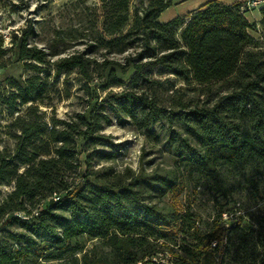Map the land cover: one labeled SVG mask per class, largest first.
<instances>
[{"label": "trees", "instance_id": "1", "mask_svg": "<svg viewBox=\"0 0 264 264\" xmlns=\"http://www.w3.org/2000/svg\"><path fill=\"white\" fill-rule=\"evenodd\" d=\"M99 2V26L91 22L95 35L81 51L52 60L31 42V23L11 36L6 51L25 75L0 81V108L10 117L0 131L11 141L0 146V186H10L0 188V264H264V212L256 229L238 207L218 208L200 225L177 203L190 188L195 196L199 182L223 194L229 174L247 184L264 177V7L256 27L241 3L211 0L162 23L172 0H148L132 13L129 0ZM66 34L57 29L54 40ZM110 53L126 54L120 62ZM146 68L194 86L163 96ZM129 70L125 88L99 98L90 87H119L117 71ZM71 74L84 82L86 106L59 118L56 105L69 92L57 78ZM113 121L161 143L172 163L92 169V160L121 153L104 133Z\"/></svg>", "mask_w": 264, "mask_h": 264}, {"label": "rangeland", "instance_id": "2", "mask_svg": "<svg viewBox=\"0 0 264 264\" xmlns=\"http://www.w3.org/2000/svg\"><path fill=\"white\" fill-rule=\"evenodd\" d=\"M148 0H129L130 12L135 8H141L146 5ZM101 12L99 0H0V48L5 52L0 55V81L7 78H16L24 76L21 63L13 56L12 52L6 51L10 47V39L14 33L20 32L28 24H33L35 36L32 43L44 48L50 58H55L70 54L74 51H81L89 40L93 39L95 31L92 30L91 22H96L99 26V14ZM62 29L67 32L65 40L56 42L54 40V31ZM68 32H71L68 34ZM258 37L257 33H253ZM177 38L179 36L177 35ZM131 52L129 49L126 53ZM104 49L97 51L96 57L101 59ZM125 53V54H126ZM125 54H108V58H114L123 62ZM148 75L162 82L159 92L165 94L166 90L176 88L191 89L194 85L186 86L182 81L169 74L160 73L159 68L148 70ZM49 71V68H48ZM118 77L123 83L116 88L102 90L100 81H95L90 85L95 89L99 98H102L109 90H120L125 88L134 75L132 70L122 75L117 71ZM58 79L62 89L69 92V96H63L61 102L56 105L55 114L59 118H65L76 111L84 110L86 106L87 95L83 86L82 79L77 74L70 76H60ZM63 92V91H62ZM65 95V93H63ZM188 97L197 98V92H188ZM202 98V97H201ZM49 113V111H48ZM10 117L8 113L0 108V120L4 124ZM163 133L159 127L156 128ZM104 133L112 136L114 143L119 144L121 153L114 162L106 163L99 159L91 162L92 169H98L100 166L112 165L116 170H122L124 167H130L136 170L140 162L152 160L153 165L169 166L172 163L170 154L161 143H153L146 140L143 134L136 131L132 125L119 126L114 121L104 128ZM163 138V137H162ZM11 145V141L6 138L3 131H0V146ZM142 153L145 155L143 158ZM83 158V155H81ZM85 166L82 167L84 171ZM233 175L225 177L223 194L218 193L210 182H199L196 195L183 194L178 199V204H188V206L199 216L200 225L210 222L218 208L226 210L238 207L244 214L245 223L253 229L257 228L254 224L256 216L264 212V177H256L254 183L247 184L237 181ZM3 191L10 189V186H0ZM98 241H88L86 248ZM176 249V247H174ZM68 261L46 263L39 261V264H68ZM30 264V263H27ZM36 264V263H35Z\"/></svg>", "mask_w": 264, "mask_h": 264}, {"label": "crops", "instance_id": "3", "mask_svg": "<svg viewBox=\"0 0 264 264\" xmlns=\"http://www.w3.org/2000/svg\"><path fill=\"white\" fill-rule=\"evenodd\" d=\"M209 1L211 0H172L171 5L159 14L158 20L164 23L176 17L186 16L187 14L198 10ZM247 1L249 0H221L225 5H232L235 3L244 4ZM245 16L250 23H255L256 27H258L259 20L261 19L259 9L249 10L246 12Z\"/></svg>", "mask_w": 264, "mask_h": 264}, {"label": "built area", "instance_id": "4", "mask_svg": "<svg viewBox=\"0 0 264 264\" xmlns=\"http://www.w3.org/2000/svg\"><path fill=\"white\" fill-rule=\"evenodd\" d=\"M261 7H264V0H249L246 3H244V5L242 6V10H252V9H259ZM223 217L226 218V214H223ZM216 245L215 242L211 243V247H214ZM155 260V259H153ZM162 262L165 264H175V263H167L166 259H162ZM140 264V263H139ZM151 264V263H149Z\"/></svg>", "mask_w": 264, "mask_h": 264}]
</instances>
